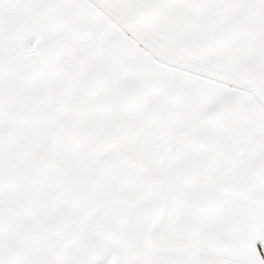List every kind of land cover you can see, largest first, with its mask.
<instances>
[{
    "label": "snow or ice",
    "instance_id": "snow-or-ice-1",
    "mask_svg": "<svg viewBox=\"0 0 264 264\" xmlns=\"http://www.w3.org/2000/svg\"><path fill=\"white\" fill-rule=\"evenodd\" d=\"M0 264H264V0H0Z\"/></svg>",
    "mask_w": 264,
    "mask_h": 264
}]
</instances>
